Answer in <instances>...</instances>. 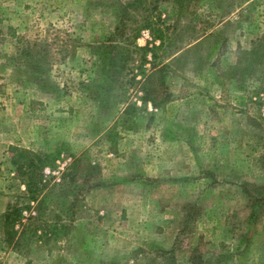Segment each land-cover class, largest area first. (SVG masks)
<instances>
[{"label":"rangeland","instance_id":"1","mask_svg":"<svg viewBox=\"0 0 264 264\" xmlns=\"http://www.w3.org/2000/svg\"><path fill=\"white\" fill-rule=\"evenodd\" d=\"M122 1L0 0V264H264L241 191L264 192V0H157V58L136 36L154 1L120 24ZM12 147L48 163L41 202ZM27 201L13 248L3 215Z\"/></svg>","mask_w":264,"mask_h":264},{"label":"trees","instance_id":"2","mask_svg":"<svg viewBox=\"0 0 264 264\" xmlns=\"http://www.w3.org/2000/svg\"><path fill=\"white\" fill-rule=\"evenodd\" d=\"M154 1V6L153 9L151 7H146V12H148L147 15H145L144 19V24L139 27L138 32L136 36L139 35L140 29L142 28H148L152 31V34L155 39H160L161 41V46L156 45L155 41L150 47L149 44L144 48V50H148V48L152 51V55L154 58H157V55L153 53L158 48L163 47L165 43L167 42L166 35L168 32L167 27L160 29L158 24L153 21V19H150L149 12L151 10L153 11L156 8V1ZM123 3L120 5V11H118L119 14V20L120 24L122 21H124L129 14H131L130 10L131 8H136L139 5H143L144 2L145 4L148 2V0H126L122 1ZM144 4V7L146 6ZM157 19L158 21H162L163 19L161 16L154 17V19ZM129 19V18H128ZM164 21V20H163ZM141 48V47H140ZM167 50H170L171 44L167 45ZM170 63H164L162 66L159 68H155L152 73L148 74L147 81L143 85L142 90H143V97L142 99L147 102H151V104L154 107L160 106L161 104L165 103L166 101L170 100L171 93L166 86V72L169 70L168 68L170 67ZM160 80L161 82V87L163 88V92H165V97L161 100L157 98V95L159 94L158 86H155L152 83V80L155 79ZM163 82V83H162ZM165 84V85H164ZM164 86V87H163ZM127 112V111H126ZM264 119V117H263ZM254 124L258 125V120L253 121ZM112 132H110V140H114V136ZM12 149L15 151V154L11 157L13 164L16 166L17 173L18 175L22 176L23 182L26 184L28 192L30 194V199H28L29 202H41L40 200L42 199L39 198L41 193L43 192L46 184L43 183L44 178L42 174V170L44 166H46V160L43 159V156L37 155L35 153L12 147ZM70 173L68 171L62 173L61 179L65 181V178H69L74 182V178L76 177L75 170H74V176H68ZM99 183H97L95 186H98ZM262 185L256 184L255 182H249V181H244L242 182V187L241 191L243 193V196L248 199L250 202L251 208L257 212L258 209L264 207V192H262L261 189ZM27 201L26 205H22L17 203L14 206H10L6 213L3 215V220H4V236H5V242L12 246L13 248H18L21 246V232L17 229V224L21 222L22 216H23V211L24 209H29L30 204Z\"/></svg>","mask_w":264,"mask_h":264}]
</instances>
